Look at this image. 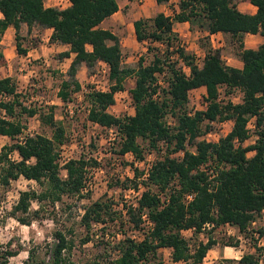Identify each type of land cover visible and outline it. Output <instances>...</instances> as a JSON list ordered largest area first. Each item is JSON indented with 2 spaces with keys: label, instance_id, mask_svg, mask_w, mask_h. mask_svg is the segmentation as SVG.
Returning a JSON list of instances; mask_svg holds the SVG:
<instances>
[{
  "label": "trees",
  "instance_id": "16d2710c",
  "mask_svg": "<svg viewBox=\"0 0 264 264\" xmlns=\"http://www.w3.org/2000/svg\"><path fill=\"white\" fill-rule=\"evenodd\" d=\"M70 1V6L59 8L45 6L44 0H0V40L7 28L12 27L16 52L25 55L27 49L20 42L22 25L27 26V32L33 27L51 28L49 41L68 46L59 57L73 54L57 92L62 102H68L80 89L76 77L79 66L84 63L92 70L97 62L102 61L109 67L110 86L106 91L89 94L91 106L87 116L101 126L115 128L119 147L113 152L124 154L131 151L135 158L141 159L146 151L158 148L161 141L168 143L166 156L155 161L148 178L143 181L146 190L138 197L136 205H124L130 227L137 228L141 222L140 213L147 210L154 223L153 229L140 241L129 237L120 239L115 245L118 256L107 264L160 261L158 250L164 247L170 249L173 262L201 263L208 250L219 243L218 240L209 235L206 241H199L192 249L182 230L191 228L198 233L207 222L213 224L210 229L229 224L255 241L249 232L250 224L264 215V0H178V11L172 16L157 13L151 19L150 28L147 19L134 21L137 41H157L166 46V52L156 54L151 63L143 64L140 59L135 67L123 63L119 37L99 26L118 11V0ZM155 1L162 4L170 0ZM240 1L253 4L256 12L240 11L237 7ZM194 20L198 21L199 28L209 33L222 32L237 42V56L243 67L239 69L225 64L220 50L210 47L207 38L204 40L205 56L196 63L193 55L180 46L173 30L175 22L187 21L192 25ZM246 33L260 34L263 42L256 49L244 48L242 38ZM173 54L175 57L171 58ZM3 59L0 52V60ZM180 61L189 67V74L178 67ZM166 71L168 80L165 85H159L157 74ZM131 75H135L134 86L130 89L134 113L116 116L109 112V107L115 103V93L124 89L126 78ZM199 87L206 89L207 105L205 109L190 114L188 94ZM222 88L226 96L239 90L241 100L236 103L230 99L218 100ZM19 97L14 79L0 77V108L5 111V117H0V135L16 141L0 151V185L6 187L12 180L23 176L35 180L42 188L38 193L32 190L20 192L13 214H26L32 199H49L55 204L63 195L81 193L85 168L98 162L86 159L84 154L69 159L64 165L66 176L61 177L57 146L67 137L61 120L55 119V107L49 106L45 110L27 107ZM22 114H38L41 122L52 128V135L28 134L18 142L24 128L19 121ZM167 115L174 117L175 125L167 124ZM251 118L257 138L254 143L245 145L250 136L247 123ZM229 119L233 120L231 129L217 142L199 140L198 137L212 127L211 122ZM91 145L95 144L92 142ZM186 145L195 149L188 150ZM12 150H17L20 159L8 158V152ZM180 150L184 151L182 157L170 155ZM249 151L254 153L247 156ZM210 159L218 163L217 183L213 186L207 174L200 170V166ZM131 181L137 185L134 179ZM166 190L169 201L160 208L158 195L167 193ZM187 193H194V197L185 203L183 198ZM111 201L98 199L85 206L80 216L82 225L89 229L92 222H105L106 217L113 220ZM16 218L30 224L27 217L16 215ZM257 233L258 237L264 235V221ZM88 240L87 236L84 242ZM238 244V240L221 242L222 246ZM251 244L252 252H244L239 259L226 261L227 264H264L261 247L256 242ZM70 248L71 241L67 236L55 231L48 262L34 261V251L29 250L26 264H69L64 252ZM17 254V250L7 247L0 253V264H7L8 258Z\"/></svg>",
  "mask_w": 264,
  "mask_h": 264
},
{
  "label": "rangeland",
  "instance_id": "374dc122",
  "mask_svg": "<svg viewBox=\"0 0 264 264\" xmlns=\"http://www.w3.org/2000/svg\"><path fill=\"white\" fill-rule=\"evenodd\" d=\"M140 4H142V2L128 3L125 5V9L123 8V11L128 14L130 13L132 16L142 13V11L139 12L138 9L135 8V5L138 6ZM151 19L152 18L147 19L148 28L152 26ZM191 26L190 28L193 32L202 30V28H199L197 20H194ZM36 31V27H33L29 32H27L26 25H22L21 27L20 42L27 50L33 48L36 49L41 46L39 43L40 38L39 36H36ZM3 40L4 44L0 45V52L4 56V59L0 60V77L11 76L14 79L20 95L19 99L24 106L37 107L44 110L49 106L55 107V119L61 120L66 129L67 137L66 141L57 146V151H63L65 152V155H67L66 153H70L72 156H79L80 151H84L82 154L87 157L90 153H95L99 147L102 149V147L106 146L109 142L107 129L88 123L84 116L81 118H66L63 115L61 100L59 99L57 92L61 80L65 78L71 60L60 58V52L55 50L48 51L47 49H44L43 54H35L34 52L33 56L32 54L29 56L23 54L20 55L16 52L15 48L12 49L11 45H9V42L12 40L10 34L4 36ZM204 40L205 38L202 37L194 39V45L191 48L192 51L195 49L194 46L196 43L204 47ZM165 49L166 46L160 42H150L148 40L142 41L140 42V49L137 51L129 53L128 51L126 52L123 50V57H129V62L124 64L135 67L140 59H142L143 64H149L153 61L156 54L162 55L165 53ZM237 51L238 43L232 41V39L228 37L225 39V46L221 49L220 53L221 56H224L227 54H235ZM38 52L41 53V49H39ZM184 65L185 64L182 61L178 63V67H181L182 69ZM104 69L105 66L101 61L97 62L92 70L88 69L84 63L81 64L76 74V77L80 82V87L90 85V82L93 81L91 80V75H95L94 79L97 80L102 87L104 86L108 90L110 81L107 74L108 72H104ZM157 79L159 85H165L168 80V72L158 73ZM134 83L135 75L128 76L124 82V89L130 92V88L134 86ZM120 95L124 94L120 93L115 97L117 100H115V103L109 107V111L116 116L132 115L134 111L128 107V103H126L125 99ZM196 95L198 97H196ZM196 95L190 93L188 97L189 101L187 109L191 113L195 110L204 109L206 107L205 99H203L202 96H199L201 94L197 93ZM221 97L224 100L236 98L235 101L239 102L241 99V92L235 90L226 96L224 94V89L222 88ZM84 99L86 103L91 105L89 94H86ZM17 112H19L18 108ZM62 116L64 119H61ZM19 121L24 125L23 131L26 135L34 133L44 134L48 137L52 135V128L47 124L42 123L38 114H35L34 116L22 114L19 116ZM173 123H176V120H171V126ZM205 123L206 122L202 124V129H204ZM250 127V136L245 144L250 143L254 139V120H252ZM214 131L215 134L210 139L219 137L220 132H216V125H214ZM117 135L111 146L112 151H116L119 147ZM200 137L201 136L198 138ZM14 142L16 141L11 140L9 137L0 136V151L3 147L10 146ZM92 142L95 144L94 146L91 145ZM186 149L193 151L195 148L194 146L186 145ZM8 158L10 160H17L20 159V156L17 150H12L8 152ZM90 159L93 158L90 157ZM103 161L108 176L107 179L110 181L107 188L113 190L120 185V180L119 183H116V179L112 176V166L109 165L110 160L107 156H103ZM89 166L90 165L87 167ZM59 172L61 177H65L64 169L61 168ZM120 172H122V170ZM135 173L138 175L140 170L135 168ZM98 178L103 179L101 176H98ZM122 183V186H124V183L126 185H133V181L128 179ZM103 189L104 186L101 183L99 189L94 192L79 193L78 195L73 196L63 195L61 200L55 202V204H52L49 199L39 200L35 198L30 201L28 213L21 214L20 212H16L13 214V206L17 203L20 192L32 190L38 193L42 190L41 185L36 181H29L21 176L16 180H12L6 187L0 185V253L7 247L18 251L17 255L8 258L7 264H26L28 261L29 250L34 251V261L40 263V261L45 260L48 262L49 249L54 241L55 231L63 232L67 236V239L71 241V248L64 252L69 259V264H107L111 259L116 258L119 251L115 245H117L120 240V234H126L129 231L130 225L127 220V214H124L122 209H120L123 193L118 192L111 196L108 192H102ZM152 189L154 191L155 187ZM98 199H104L105 201H108L109 199L112 200L111 211L113 220L106 217L105 222H92L90 228L86 229L80 222V216L85 206ZM126 200L127 203L133 204L136 203L137 197L133 193H127ZM35 212L37 213L35 214ZM16 215L27 217L30 220V224L20 222L16 218ZM263 221L264 215L262 218L253 221L250 224L249 232L255 239V241L252 240L250 242H256V245L261 247L260 252L264 261V244H261V242L264 243V235L259 236L258 238L254 236V233H257V229L261 227ZM235 229L236 228H233V226L230 225H221L214 229L206 228L195 233L193 229L189 228L187 231L183 232V236L188 239L192 249L199 241H206L209 235L213 236L219 243L212 248L220 250V256L214 259V253L211 251L208 255L206 254V258L204 257L205 260L203 259L202 262L204 261V264L208 262V264H227L226 261L237 259L231 257L236 254H234L233 250L229 248L224 250L225 246H222L221 242L231 240H238L239 242L238 236L243 238L248 237L244 234H240L238 230ZM87 236L89 237V240L84 242V239ZM251 248H253V244L251 247L246 246L245 251L248 252ZM158 253L160 261L150 259L146 264H180L179 262H173L171 260V252L169 249L160 248ZM29 263L33 262L29 260ZM228 264H231V262Z\"/></svg>",
  "mask_w": 264,
  "mask_h": 264
},
{
  "label": "built area",
  "instance_id": "2783aa9c",
  "mask_svg": "<svg viewBox=\"0 0 264 264\" xmlns=\"http://www.w3.org/2000/svg\"><path fill=\"white\" fill-rule=\"evenodd\" d=\"M190 53L193 55L196 63H200L205 56L203 53H199L197 50H194ZM174 57H175V55H171V58H174ZM102 64L105 66V69L103 71L104 72L107 71L109 73L108 65L104 62H102ZM184 67H185V65L183 66V68ZM186 69H187V67H186ZM94 77H95V75H91V80H93V81L90 82V85L80 87V90L74 92L72 95V98L68 102L64 103L61 101V105L63 108V115L66 118H73V117L81 118L84 116L88 123H91L93 125L99 126L101 128H104V129H107L108 134H109L108 144L106 146L102 147V149L99 147V149H97L95 151V153H93V154L90 153V155L86 157V159H90V157H92L94 160H96L98 162V164L85 168L84 186L81 188L80 192L81 193H87V192H91V191L94 192L97 189H99V186L101 185V183L104 186V189L102 192H108L111 194V196H112V194L122 192L123 193V199L120 203V209H122V212L124 214H126V209L124 208V205L135 206L137 203V200H136V203H133V204L127 203L126 194L127 193H133L136 195V197L138 199V197H140L141 193L144 190H146V186L144 185L143 181L148 178L150 170H151L153 164L155 163V161L158 159H162L166 156L168 143L166 141H161L158 148L151 149V150L147 151L146 153H144L143 158H141V159L135 158L134 154L131 151H128L124 154H117V153L113 152L111 150V146L114 143L113 140L115 139V137L117 135V131L113 127H104V126L99 125L98 123L92 122L88 119V116H87L91 105H89L88 103H86L84 101L85 100L84 96L86 94L92 93L93 91H106L107 90L104 86L102 87L99 84V82L94 79ZM120 93L124 94V95H120V96L123 99H125L126 103H128V107L132 111H134L130 92H128L125 89L118 90L115 93V97ZM154 96L156 97V95H154ZM188 97H189V95H188ZM221 99H222V97L220 94L218 97V100H221ZM115 100H117V99L115 98ZM109 112H111V111H109ZM189 113L192 114L191 112H189ZM0 117H5V111L2 108H0ZM61 119H64L63 116L61 117ZM172 119H174V117H172L171 115L166 116V121H167L168 125H171ZM252 120H253V118H251L247 123L248 129L251 128L250 124H251ZM217 123L218 122H211L212 127L209 130L205 131L201 135L199 140L201 139V140H205L208 142H217L218 139L220 137H222L221 133H223V131H224V127H219ZM175 124L176 123H173V125H175ZM214 125H216V132L219 131L220 135L218 138L215 137L213 139H210L215 134ZM0 136L1 137H7L5 135H0ZM25 136H26V133H24V131H23V133L17 138V141L18 142L22 141L25 138ZM81 148H82V146H81ZM183 152H184L183 150H180L178 152L171 153L170 155L182 157ZM64 153L65 152H63V151L58 152L57 162L59 164L60 169L62 168L65 170L64 176H66V169L64 168L65 163L69 159L79 158L80 155H82V153H84V151H80L79 156H72V155H70V153H66L67 155H65ZM103 156H107V158L110 160L109 165L112 166V170H111L112 176L116 180H120V185H118L113 190L107 188L110 181H109V179H107L108 176L106 174V168H105V163L103 161ZM217 164L218 163L215 159H210L206 163H204L200 166V170L204 171L207 174L208 180L210 181L211 186H213L217 183L215 180L217 173H218ZM135 168L140 170V173L138 175H136V173H135ZM121 170H122V172H120ZM98 176H101L103 179L98 178ZM21 177H23V176H21ZM25 179L35 182V180H32V179H27V178H25ZM127 179L130 181L132 179H134L136 181L137 185L134 186V185L128 184V185L122 186L123 185L122 182L127 180ZM158 196L160 198V205L159 206L161 208L164 205H166L167 202L169 201V193H168V191H167V193L161 192V193H159ZM193 197H194V193H187V194H185L183 201L185 203H188L189 201H191L193 199ZM83 211H84V209H83ZM83 211H82V213H83ZM140 218H141V222H140L139 226L137 228L136 227H130L129 231L126 234L121 233L120 239H122L124 237H129V238H132L136 241H140L144 238L145 235L149 234V232L154 227V223L151 220L148 211L143 210L140 213ZM226 225H229V224H226ZM212 226H213L212 223L207 222L203 225L202 230H204L206 228L209 229ZM233 228H235V227H233ZM184 231H187V229L182 230V235H183ZM254 236H256V238H258V233H254ZM240 237L238 236L239 240H240ZM241 238H242V243L244 245H248V246L252 245L250 242L251 241L250 238H248V237H246V238L241 237ZM261 261L263 262L262 255H261Z\"/></svg>",
  "mask_w": 264,
  "mask_h": 264
},
{
  "label": "crops",
  "instance_id": "0c3cea01",
  "mask_svg": "<svg viewBox=\"0 0 264 264\" xmlns=\"http://www.w3.org/2000/svg\"><path fill=\"white\" fill-rule=\"evenodd\" d=\"M134 2H137V3L142 2V4H140L138 6L135 5V8L138 9L139 12L142 11V13H139L137 15L132 16V15H130V13L128 14L127 12L123 11V8L125 9V5H127L128 3H134ZM44 4H45V6H54V7H59V8H66V7L71 5V1L70 0H44ZM118 6H119L118 11H116L111 16L104 19L100 23L99 26L101 28L109 29L113 33H115L120 39V43H121L123 50L131 53L133 51H137L140 49V42L137 41L136 35H135V30H134V25H133L134 21H136L138 19L153 18L159 12H163L165 15L172 16L173 12L178 11V0H170L169 2L162 3V4H158L155 0H118ZM237 7L240 11L245 12V13H251L252 14V13L256 12V7L247 1L238 2ZM152 13H154V14H152ZM0 16H1V13H0ZM190 26H191L190 23L187 21L186 22H175L173 24V30L178 35L180 45H181V47L183 46V48L187 52H192L191 48L194 45V39L199 38V37L207 38V41H208L210 47L215 48V49H219L221 51V49L225 46V39L229 37L228 35L223 34L222 32L209 33L208 31L203 30V29L201 31H196V32L194 31L193 32L191 30ZM51 32H52L51 28H45V29H38L37 28L36 36H39V38H40L39 43L41 46H39V48H36V49L33 48L30 50H27V53L25 55L29 56L30 54H32V56H33L34 52H35V54L36 53L37 54H43L44 49H47L48 51L55 50L57 52H62V51L68 50L67 45L49 41ZM7 34H10V36L12 37V40L9 42V45H11V47L13 49V48H15V30L12 27L7 28V30L5 31V33L3 34V36L0 40V45L4 44L3 38ZM262 42H263V37L258 33L257 34L246 33L242 38V43L244 45V48L256 49ZM194 47H195L194 50H197L199 53H203L205 55L206 52H205V48L203 46L196 43ZM39 49H41V53L38 52ZM189 50H191V51H189ZM238 51L235 54H227L224 56L222 55L221 57H222L223 61L225 62V64L241 69L243 67V62L239 58V56H237ZM72 56H73V54H71L70 57H66V59L71 60ZM122 61H123V63H128L129 57H123L122 56ZM183 70L186 72V74H189L190 69L188 66H187V69L185 66L183 68ZM190 93H193L195 95L197 93H199V94H201L199 96H202V98L205 99L206 89H205V87L194 88V89L189 91V94ZM241 96H242V93H241ZM196 97H198V96L196 95ZM235 99L236 98H230L231 101L236 103ZM205 103L207 104L206 101H205ZM217 124L219 127H224V131H223V133H221V135L224 136L231 129V127L233 125V120H230V119L224 120V121L218 122ZM256 138H257V135L255 134L254 139L248 144L254 143ZM247 141L248 140H246L245 142H247ZM245 145H247V143ZM253 153H254L253 151H249V152H247V156H251ZM248 154H250V155H248ZM261 244L263 245L264 243L261 242ZM246 246H248V245H244L242 243V238L240 237L238 246H225L224 250L226 248L233 250L234 254H236V255H233L231 257L239 259L242 256V254L244 252H246L245 251ZM249 247H251V245H249ZM164 248L169 249L166 247H164ZM253 250H254V248H251L249 250V252H252ZM211 251H213V253H214V259H216L218 256H220L219 255L220 250H218L216 248L215 249L214 248L209 249L207 252V255ZM205 258H203V259L205 260ZM204 263L205 262L203 261V262L198 263V264H204ZM208 263H206V264H208Z\"/></svg>",
  "mask_w": 264,
  "mask_h": 264
}]
</instances>
